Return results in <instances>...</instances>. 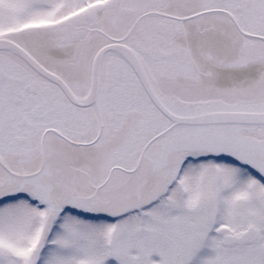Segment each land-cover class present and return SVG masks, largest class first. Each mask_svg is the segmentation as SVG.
I'll list each match as a JSON object with an SVG mask.
<instances>
[{"label": "snow or ice", "instance_id": "1", "mask_svg": "<svg viewBox=\"0 0 264 264\" xmlns=\"http://www.w3.org/2000/svg\"><path fill=\"white\" fill-rule=\"evenodd\" d=\"M0 264H264V0H0Z\"/></svg>", "mask_w": 264, "mask_h": 264}]
</instances>
